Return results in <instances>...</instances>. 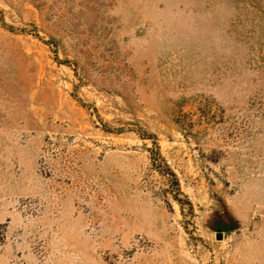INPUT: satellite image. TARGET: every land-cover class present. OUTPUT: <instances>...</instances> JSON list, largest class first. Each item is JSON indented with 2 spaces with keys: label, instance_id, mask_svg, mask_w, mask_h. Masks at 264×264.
<instances>
[{
  "label": "rangeland",
  "instance_id": "rangeland-1",
  "mask_svg": "<svg viewBox=\"0 0 264 264\" xmlns=\"http://www.w3.org/2000/svg\"><path fill=\"white\" fill-rule=\"evenodd\" d=\"M0 264H264V0H0Z\"/></svg>",
  "mask_w": 264,
  "mask_h": 264
},
{
  "label": "water",
  "instance_id": "water-1",
  "mask_svg": "<svg viewBox=\"0 0 264 264\" xmlns=\"http://www.w3.org/2000/svg\"><path fill=\"white\" fill-rule=\"evenodd\" d=\"M223 237V233L222 232H218L217 233V239H221Z\"/></svg>",
  "mask_w": 264,
  "mask_h": 264
}]
</instances>
